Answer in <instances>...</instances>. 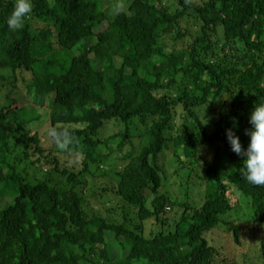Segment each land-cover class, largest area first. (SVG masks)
Instances as JSON below:
<instances>
[{"label":"trees","instance_id":"16d2710c","mask_svg":"<svg viewBox=\"0 0 264 264\" xmlns=\"http://www.w3.org/2000/svg\"><path fill=\"white\" fill-rule=\"evenodd\" d=\"M15 3L0 0V71L13 74L0 75V264H237L248 244L264 262V236L249 235L264 231V185L245 179L225 136L235 118L246 148L248 113L264 101V0H126L112 17L105 0H32L13 30ZM22 89L27 105L11 98ZM107 124L115 133L104 137ZM206 148L202 207L179 204L166 226L177 203L161 191L160 154L172 149L192 170ZM113 155L125 164L98 186ZM66 156L80 164L61 166ZM150 220L159 226L145 235ZM213 229L217 245L204 237Z\"/></svg>","mask_w":264,"mask_h":264},{"label":"rangeland","instance_id":"374dc122","mask_svg":"<svg viewBox=\"0 0 264 264\" xmlns=\"http://www.w3.org/2000/svg\"><path fill=\"white\" fill-rule=\"evenodd\" d=\"M125 4H126V0H105V5L107 6V8H109L108 14L110 17H112L116 12L124 10L126 8ZM46 25H47L46 23H43L39 20L31 22V26L36 30L42 29V28L45 29ZM187 27L189 28V25L186 24L185 28H187ZM100 29H101V26L96 27L95 32H99ZM55 39H56V36L54 34L53 38H51V44H52L53 51L55 53H58L60 51V47L55 42ZM78 52H79V47L78 46L73 47L71 50L67 51V58H71L72 56H74ZM0 75H4L5 77L6 76L13 77V74L10 73V71H0ZM27 75H29V74H26V76ZM1 83H0V107L6 105V103H7V99L5 98V93L3 91L4 87H1ZM27 97L28 96H27L25 90H23V89L20 91H16L14 94L11 95L12 99L15 98V99H19V100L24 101V105H27L30 103V99ZM113 127H114L113 124H107L106 127L102 131V135L105 137L107 135L114 134L115 130L113 129ZM12 129L13 128H10L9 134L11 133ZM139 130L140 129H134L135 133L133 132V134L135 136H138L139 133H137L136 131H139ZM15 134L16 133L12 132L9 135L11 137L10 141H9L11 143V145H13V143H14L13 138H14ZM136 139H135V141H137ZM13 155L20 157L21 151L20 150L16 151L13 153ZM173 155H174L173 150L170 149V150L163 151V153L160 154V158H159L160 167H162V170L165 173V179L162 180L163 182H162L161 191L163 194H166L171 199V201H175V203H177V205L174 206V208H171V210L167 209L169 214L166 216L165 220L167 222L166 226H170V227H172L181 217L182 210L178 206L179 204H183L184 202H186L190 206L195 207L196 209H199L200 207H202L204 197H205L204 196L205 185L201 182L202 180H197L196 176H198L199 178H202L204 171H205V168L207 166V162L209 163L212 161V159L215 155V150L213 148L212 149H210V148L203 149L199 153L200 160H199L198 165L196 167H194L192 170H191L192 167H187V168L180 167L177 160L175 161V158L173 157ZM115 159H116V156L113 155L111 157V159L109 161H107V163L105 165H101L100 169L102 167L108 168V169H106L104 171V173H105L104 178H102L98 181L95 180V182L98 186L100 184L111 185L113 182H115L116 172L121 170V168L125 164V163L118 164L117 160H115ZM61 161L64 162L63 164H61V166L65 167V168L66 167L72 168L74 166L76 167L80 164V158L79 157L74 158V157H70V156L67 157L66 156L64 158L62 157ZM24 164L25 163L18 165L19 170L22 169ZM202 166H204V167H202ZM42 177H43V174L41 173V170H38L36 178L41 179ZM188 177H189V179H188ZM91 180L92 179H90V181ZM54 182H59L60 184H63L61 176L54 177ZM192 184H195V185H192ZM87 195L88 196L86 199L88 200L87 201L88 205H87L86 209H88V211L91 213V212H93V210L96 211L98 208H100V205H99L98 200L94 197V192H93L92 188L88 189ZM96 196H98L97 193H96ZM242 196H240V200H241ZM133 219L135 220L136 217L133 216ZM248 221H249V218L243 217V216L237 220L238 223L243 222V223H241L242 226L240 224H238L241 226V231H240L241 236H243V234L245 232L250 230L246 227V224L248 223ZM155 224H157V223L155 221H152V220L145 223V235L149 234V232L153 229V226H155ZM217 227L221 228L222 225L219 224ZM214 229L212 231L206 232L204 234V237L206 238L208 243L211 245H217L221 242L220 239L219 240L217 239L216 236L218 235V232H214L215 231ZM216 231H218V230H216ZM250 231H249L250 237H256L257 234H262L264 236V231L261 230L259 232V231H257V228H255L254 230H250ZM224 244H226V243H224ZM227 246H226V248H227ZM232 250H234V249H232ZM238 251L239 250H236L234 253L237 254ZM241 252L247 253V258L243 262H242L241 257L238 256ZM258 253H259L258 244L246 245L239 252L238 255H235L236 258L239 259V262L237 264H264L262 259L259 257ZM226 259H227V264H233L229 260V257H227ZM222 264H225V261H223Z\"/></svg>","mask_w":264,"mask_h":264},{"label":"clouds","instance_id":"9594fccd","mask_svg":"<svg viewBox=\"0 0 264 264\" xmlns=\"http://www.w3.org/2000/svg\"><path fill=\"white\" fill-rule=\"evenodd\" d=\"M32 12V0H16L15 6L7 18L8 26L13 29L22 27L25 17ZM233 126L225 129V136L231 150L242 157V174L253 185H264V101L254 103L248 113L249 128L247 147H243L235 129L237 124L232 118ZM207 123V120H206Z\"/></svg>","mask_w":264,"mask_h":264}]
</instances>
